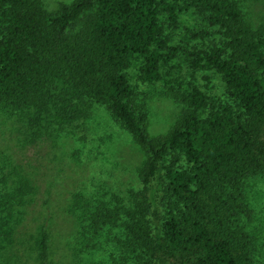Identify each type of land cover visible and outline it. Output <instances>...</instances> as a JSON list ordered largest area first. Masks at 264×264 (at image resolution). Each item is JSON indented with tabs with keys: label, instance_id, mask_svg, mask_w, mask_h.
<instances>
[{
	"label": "trees",
	"instance_id": "trees-1",
	"mask_svg": "<svg viewBox=\"0 0 264 264\" xmlns=\"http://www.w3.org/2000/svg\"><path fill=\"white\" fill-rule=\"evenodd\" d=\"M189 3L221 30V46L203 51L198 61L223 75L239 113L222 104L203 115L207 103L201 92L179 94L186 107L175 126L149 138L145 114L131 107L124 71L142 55L140 78H160L166 45L160 13L175 18L174 4L165 0H73L61 2L57 13L49 12L43 0H0V103L42 106L40 86L60 77L79 95L106 104L147 153L140 171L146 187L133 195L126 226L148 262L246 264L247 237L230 220L241 203L229 191H237L249 176L264 174V36L247 23L236 0ZM172 152L182 153L191 167L166 165ZM154 179L157 187L151 186ZM27 181L19 179L22 200ZM104 216L114 220L110 213ZM50 257L43 225L37 264H52Z\"/></svg>",
	"mask_w": 264,
	"mask_h": 264
},
{
	"label": "rangeland",
	"instance_id": "rangeland-1",
	"mask_svg": "<svg viewBox=\"0 0 264 264\" xmlns=\"http://www.w3.org/2000/svg\"><path fill=\"white\" fill-rule=\"evenodd\" d=\"M71 1L43 4L57 13L61 2ZM165 1L174 4L175 18L167 11L160 13L166 41L160 78H140L142 55H135L124 71L132 90L131 107L145 114L149 138L175 126L186 107L179 94L201 92L207 103L203 115L222 104L241 111L223 75L198 61L203 51L221 46L220 28L209 25L189 0ZM236 1L247 23L264 36V0ZM171 51L175 53L169 55ZM39 89L45 94L42 106L0 103V264H37L43 225L49 231L52 264H150L126 226L133 195L146 187L140 178L145 149L106 104L79 95L63 78ZM166 165L191 167L178 152L168 155ZM21 177L27 178L29 189L23 200L18 191ZM165 181L162 175V186ZM158 184L154 179L151 186ZM238 185L237 191H229L241 203L230 216L231 225L241 227L247 237L245 263L264 264V174ZM108 213L114 220H106Z\"/></svg>",
	"mask_w": 264,
	"mask_h": 264
}]
</instances>
